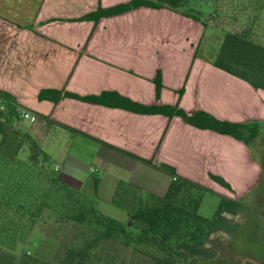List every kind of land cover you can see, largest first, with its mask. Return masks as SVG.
<instances>
[{
  "label": "crops",
  "instance_id": "crops-1",
  "mask_svg": "<svg viewBox=\"0 0 264 264\" xmlns=\"http://www.w3.org/2000/svg\"><path fill=\"white\" fill-rule=\"evenodd\" d=\"M121 1L129 0H0V88L37 114L25 124L42 150L54 155L70 186L81 189L91 170L103 168L104 176L115 169L106 179L112 201L121 180L162 195L173 175L158 164L167 162L210 190L241 199L264 173L245 140L180 115L73 96L39 98L46 87L82 95L112 89L146 104L178 103L191 113L203 109L220 119L264 121V88L196 55L206 31L201 20L148 5L98 21L78 19L100 4ZM159 70L163 86L157 96Z\"/></svg>",
  "mask_w": 264,
  "mask_h": 264
},
{
  "label": "trees",
  "instance_id": "trees-1",
  "mask_svg": "<svg viewBox=\"0 0 264 264\" xmlns=\"http://www.w3.org/2000/svg\"><path fill=\"white\" fill-rule=\"evenodd\" d=\"M190 0H129L109 6L100 4L97 9L89 11L78 19H94L102 16L121 13L126 10L148 5L152 7H170L178 10ZM182 13L201 20L202 18L187 10ZM201 42V41H200ZM200 43L196 55H200ZM210 60L217 66L250 81L256 87L264 88V44L246 37L237 31H226L219 50ZM157 96L163 86L161 71L155 77ZM183 85L178 89L184 92ZM39 98L55 101L73 96L84 100L100 102L108 105L121 106L140 112H162L169 116L180 115L186 121L211 127L223 133L232 134L250 143L251 136L258 133L261 122L258 119L232 121L220 119L203 109L188 112L178 103L146 104L120 93L107 89L99 94L82 95L66 88H42ZM20 103L9 90L0 88V157L10 146L13 129L22 130L23 138L29 142L31 157L42 154L47 160L50 156L42 150L29 130L20 129L23 118L19 111ZM25 143V142H24ZM144 159V158H143ZM152 162V160L144 159ZM161 168L173 175L164 194L143 190L141 187L121 180L118 182L113 202L125 209L127 221H121L102 212L95 203L88 202L82 190L64 182L59 173L61 188L67 193L69 201L65 208L67 220L89 227V233L81 232L73 237L63 254L57 261L43 260L29 251L22 252L17 258L10 252L0 250V264H126L124 254L110 261L108 246L118 244L122 249L139 248L141 251L151 249L155 252V264H183L189 256H214V248L205 246L210 234L220 227H227L228 218L224 212L238 213L244 203L231 196L222 195L221 201L213 216L207 217L200 213L204 193L210 188L190 177L179 174L176 168L167 163L159 162ZM211 177L221 184L232 188L230 182L220 174L210 173ZM116 254V253H115ZM224 254H229L224 251ZM117 255V254H116ZM118 256V255H117Z\"/></svg>",
  "mask_w": 264,
  "mask_h": 264
},
{
  "label": "rangeland",
  "instance_id": "rangeland-1",
  "mask_svg": "<svg viewBox=\"0 0 264 264\" xmlns=\"http://www.w3.org/2000/svg\"><path fill=\"white\" fill-rule=\"evenodd\" d=\"M179 10L197 14L206 23L200 53L209 59L215 56L229 30L264 44V0H190ZM25 123L29 121L24 119L20 129L28 130ZM10 143L0 157V250L17 258L29 251L40 259L57 261L75 235L89 233L90 229L85 224L67 220L65 208L69 199L61 188L59 170L52 160L54 155H50L51 160L40 153L32 158L30 144L24 140L22 130L13 129ZM250 144L264 169V121L258 133L251 136ZM116 172L119 171L109 169L103 176V168L89 171V177L83 178L81 192L102 212L127 221V211L116 205L107 192L106 179ZM98 188L100 194L96 193ZM221 197L215 191H206L200 213L213 216ZM240 200L244 203L243 209L238 213L224 212L227 227L216 229L205 241L207 247L218 246L216 254L189 256L182 260L183 264H243L247 256L264 262V173L260 183ZM107 250L110 262L121 253L125 255L126 264H155L156 261L152 249L151 252L139 248L126 251L116 243Z\"/></svg>",
  "mask_w": 264,
  "mask_h": 264
},
{
  "label": "built area",
  "instance_id": "built-area-1",
  "mask_svg": "<svg viewBox=\"0 0 264 264\" xmlns=\"http://www.w3.org/2000/svg\"><path fill=\"white\" fill-rule=\"evenodd\" d=\"M19 111H20L21 117L25 119L36 120L38 117L35 112H33L30 108L25 107V106H20Z\"/></svg>",
  "mask_w": 264,
  "mask_h": 264
},
{
  "label": "flooded vegetation",
  "instance_id": "flooded-vegetation-1",
  "mask_svg": "<svg viewBox=\"0 0 264 264\" xmlns=\"http://www.w3.org/2000/svg\"><path fill=\"white\" fill-rule=\"evenodd\" d=\"M242 263L243 264H264L262 260L257 259L253 256H247L246 258L243 259Z\"/></svg>",
  "mask_w": 264,
  "mask_h": 264
}]
</instances>
